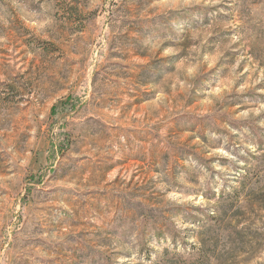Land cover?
Masks as SVG:
<instances>
[{"label":"rangeland","instance_id":"1","mask_svg":"<svg viewBox=\"0 0 264 264\" xmlns=\"http://www.w3.org/2000/svg\"><path fill=\"white\" fill-rule=\"evenodd\" d=\"M0 264H264V0H0Z\"/></svg>","mask_w":264,"mask_h":264}]
</instances>
